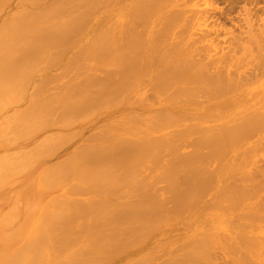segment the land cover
I'll return each mask as SVG.
<instances>
[{"label":"bare ground","instance_id":"obj_1","mask_svg":"<svg viewBox=\"0 0 264 264\" xmlns=\"http://www.w3.org/2000/svg\"><path fill=\"white\" fill-rule=\"evenodd\" d=\"M212 1L0 0V112L18 108L0 123V182L30 178L0 206L33 214L20 264H214L215 228L180 236L174 221L203 195L215 227L212 211L255 207L218 238L264 264V0ZM184 17L205 31L185 34Z\"/></svg>","mask_w":264,"mask_h":264},{"label":"rangeland","instance_id":"obj_2","mask_svg":"<svg viewBox=\"0 0 264 264\" xmlns=\"http://www.w3.org/2000/svg\"><path fill=\"white\" fill-rule=\"evenodd\" d=\"M208 1H211V0H208ZM214 1V2H213ZM212 2L213 3H215V5L217 4L218 5V3L220 2V0H219V2H218V0H213ZM215 1H217V2H215ZM220 4H222V6H223V3H221L220 2ZM214 4H213V6H215ZM219 6H221V5H218V7ZM103 14L104 13H98V15H99V18L100 17H102L103 16ZM97 18V17H96ZM94 18V22L93 21H90V24H89V28H88V34H86V35H89V33H92V32H95V30H97V28H98V20H99V18ZM198 21H200V20H198ZM97 22V23H96ZM196 22H197V20H196ZM94 23H96V24H94ZM182 23H183V25H181V29H183L184 30V33L185 34H190V33H192V32H197L196 34H195V36L197 35V34H199L198 32H201L200 30L201 29H203L202 31H205V28H204V26L203 25H196L193 21H191L189 18H185L184 17V20L182 21ZM94 24V25H93ZM226 24V23H225ZM97 26V27H93V26ZM198 26V27H197ZM90 27H92V28H90ZM199 28H201V29H199ZM93 30V31H92ZM127 31H125V33H126ZM129 32V31H128ZM127 32V33H128ZM124 33V34H125ZM92 35V34H91ZM122 36H123V34H122ZM125 37H127V36H125ZM124 39V38H123ZM122 39V40H123ZM204 41V40H203ZM203 41H201V42H203ZM200 41H199V43H201ZM208 42V41H207ZM207 42H206V40H205V43L204 44H202V45H207ZM199 43H197V44H199ZM209 43V42H208ZM196 44V45H197ZM201 45V44H200ZM199 45V46H200ZM201 45V46H202ZM68 57H70L69 55L67 56V58ZM66 58V60H68ZM65 59H64V61H66ZM59 67V66H58ZM58 67H57V69H56V67L53 69L52 68V70H46V71H43L42 72V74H37L36 76H37V79H43L44 78V75H43V73L45 74V75H50V74H55L56 75V71L55 70H57V71H59L58 70ZM53 70H54V73H52L53 72ZM60 72V71H59ZM58 74V73H57ZM40 77H39V76ZM47 75V76H48ZM35 76V77H36ZM39 77V78H38ZM27 91V90H26ZM146 91H151V90H146ZM149 93H151V92H149ZM148 93V94H149ZM144 94H145V96L147 95V92L145 93L144 92ZM150 95V94H149ZM151 96H152V93H151ZM147 97V96H146ZM149 98H150V96H148ZM148 98V99H149ZM152 100V104L154 105H156V100L154 101V99H153V97L151 98ZM149 101V100H148ZM155 102V103H154ZM7 103V102H6ZM10 103V104H9ZM149 103H150V101H149ZM8 104H9V106H8V109H7V112L8 113H10V117H6L5 115L6 114H8L7 112L5 113L4 111H2V112H0V123L4 120V117L5 118H7L6 120H7V122H12L13 120L15 121V117H16V115H15V113H16V111L18 110V108H16V106L14 105V104H17L16 102H9L8 101ZM13 104V105H12ZM207 103L205 102H203L202 104H200L199 105V108H200V106H204V105H206ZM195 107H198V106H195ZM11 109V110H10ZM12 109H14V110H12ZM6 110V109H5ZM11 111V112H10ZM13 111V112H12ZM9 115V114H8ZM7 115V116H8ZM15 115V116H14ZM14 118V119H13ZM13 121V122H14ZM5 123V122H4ZM3 124V123H2ZM1 126V125H0ZM6 150V152H12V150H7V149H5ZM259 163V165H261V162H258ZM206 165H207V167L206 168H208V162L206 163ZM182 167H186V166H180V168H179V165H178V169L180 170V169H182V170H180V172L182 173V175H183V170L184 171H186L187 170V168H182ZM179 172V173H180ZM181 173H180V176H181ZM29 173L28 172H25V173H23L22 174V176H20L19 177V180L15 177V176H13V173H8L7 174V178H6V181L4 182H0V192H1V194H10V193H12L13 191H15V190H19V189H22L23 188V186L26 184V182H28V181H30V178H29ZM179 174L177 173V176H178ZM28 177V178H27ZM178 178V177H177ZM180 178H181V181H179L180 180ZM219 178V177H218ZM216 176H214L212 179L214 180V179H216V182H215V180L214 181H211L212 183H211V185H214L215 187L214 188H212V190L213 191H216V190H218V187L220 188L219 189V191L222 189V191H224L225 193H226V191H227V194L226 195H229L230 193H232V191L231 190H233L234 189V186H232L231 187V185H232V183H230L229 185L230 186H228V181L229 180H226L227 181V183H226V181L223 183V185L222 186H220V182H223L224 181V179H222L221 178V180L220 179H218ZM16 179H17V181H16ZM28 179V180H27ZM211 179V180H212ZM27 180V181H26ZM219 180V181H218ZM178 181V183L180 182V184H181V186H182V184L184 185L185 183H182V176L181 177H179V179L177 180ZM177 181L175 180V182H176V184H177ZM175 182H174V186L176 185L175 184ZM219 183V185H218V183ZM230 182V181H229ZM234 182H235V180H234ZM233 182V183H234ZM249 182V181H248ZM248 182H246L245 181V183H244V181H243V183L245 184V186H252V182H249L250 184H246V183H248ZM217 183V184H216ZM243 183H241V182H238V185L240 184V185H243ZM180 184H179V187H180ZM234 184H237V183H234ZM186 185V184H185ZM184 185V186H185ZM217 185V186H216ZM170 186V185H169ZM178 185H176L175 186V188L177 187ZM183 186V187H184ZM224 186H225V188H224ZM228 186V187H227ZM237 186V185H236ZM244 186V185H243ZM182 187V188H183ZM212 187V186H211ZM217 187V188H216ZM239 187V186H238ZM185 188V187H184ZM251 188V187H250ZM169 188H167V190H168ZM226 190V191H225ZM221 191V193H224V192H222ZM218 192V191H217ZM167 193H168V191H167ZM220 193V194H221ZM230 196V195H229ZM203 197V198H202ZM201 198H200V202L198 203V201L199 200H197V207H196V209H195V205L193 206V208H191V211H189V209H186L187 211H189V215H188V213H187V211H186V213L184 214V212L185 211H183L182 212V215L183 216H181V217H179V218H177L176 220H174V221H176V224L178 225V226H180L179 227V229H178V231H180V233L178 232V234L181 236L184 232H187V230H191V228H192V230H194V227H195V229L196 228H198V226H199V229L198 230H200V231H203V232H208L207 230H206V228H209V227H211L212 226V228L214 227L215 228V232H217V234L215 233V232H213V233H215V236L217 235V239H218V242L220 243V242H222V243H220V244H215L216 246H215V248H212V247H214V246H212L211 248L213 249V251L211 250V248H210V250H211V252L213 253H210V254H212L211 255V259H212V261H213V263L214 264H237V262H238V264H240L239 262H240V259L238 260V258H236V257H234L235 255H237L236 253H233L232 251H229V253L225 250V244H227V243H229V242H232L233 240V237L232 238H230L231 236H228L231 232H233L234 234H232V236L234 235V237H235V234L236 233H238V232H240V230H241V228L242 227H244L245 226V224L247 223V220H250V219H248V218H246V215L245 214H247V217L249 216V214L248 213H250V214H253V213H251V212H249L248 210L250 209L251 211L253 210H255V207H254V209H252V208H248V210H246V211H248V213L245 211V214H243V211L244 210H242V209H244V208H242L241 209V211H242V214H243V216L247 219H245L244 217V220H246V222L243 220L242 221V214L240 213V214H238L237 213V209H235V210H232V211H229V212H221V214H219V210H214V211H212V213L214 214V215H216L217 216V211H218V217H216V218H214V220L216 219V222L215 223H217L218 224V222H219V224H218V226L216 225V227H215V225L213 226V225H211L212 223H211V221H210V224L208 223V221L210 220L209 218L208 219H204L205 218V216H207L208 215V217H209V215L210 214H207V212L208 211H210L211 212V210H208V209H206V214L207 215H203V214H205V212H202V213H200V211L199 210H201L202 208L200 207L201 205H202V207L203 208H205L206 207V205L207 204H205V205H203L201 202H203L204 201V199L205 198H208L209 197V195H207V196H205L204 197V195L202 196ZM254 198H252L251 200H253ZM256 199V198H255ZM5 200H7L6 199V197H5ZM203 200V201H202ZM210 200V199H209ZM208 199L207 200H205L204 202H208L209 201ZM257 200V199H256ZM15 202V203H14ZM253 202H254V204H255V202L256 201H254L253 200ZM65 204V202H63V201H61V203H60V205H64ZM210 203V202H209ZM18 206H17V205ZM194 204H196V203H194ZM60 205H58V206H60ZM256 205V204H255ZM16 206V207H15ZM1 207V206H0ZM15 207V208H14ZM27 207H30V208H32V206H31V204L29 205L28 204V200H26V201H19V200H17L16 201V199L13 201V202H6V203H3V207H1L0 208V262L1 261H3L2 263H0V264H20V262H21V258H22V255H21V253H20V255H19V253H17V251L20 249V247L22 246V244L23 243H25L27 240H26V236H27V234H28V232H26V225L28 226V224H30L31 223V221H32V217H33V214L32 213H28V211L26 210V208ZM56 207V206H55ZM62 207H64V206H62ZM243 207H245V206H243ZM54 208V207H53ZM61 208V207H60ZM199 208V209H198ZM246 208V207H245ZM15 209V210H14ZM17 209V210H16ZM58 209H59V207H58ZM204 210V209H203ZM238 210H240V208L238 209ZM14 211V212H13ZM55 211H57V209H55ZM205 211V210H204ZM215 211H216V213H215ZM235 211V212H234ZM259 211V210H258ZM13 212V213H12ZM54 212V210L52 211V212H50L51 214ZM196 212H199L201 215H196L197 213ZM240 212V211H239ZM262 212V211H261ZM50 213H48L47 214V216H49V217H53L54 215H55V213L56 212H54L53 214L54 215H52V216H50ZM193 213H196L195 214V216L194 217H192V218H188V217H186V216H190L191 214H193ZM209 213V212H208ZM255 213L257 214V209H256V211H255ZM259 213H260V211H259ZM57 214V213H56ZM237 214V215H236ZM264 215V213H260V215ZM26 215V216H25ZM30 215L32 216V217H30ZM212 215V214H211ZM259 215V214H258ZM261 215V216H262ZM13 216V218L14 219H12L11 217ZM55 216H57V215H55ZM200 217V218H197V217ZM204 217L203 219H201V217ZM227 216V217H226ZM228 216L230 217L229 219H228ZM239 216L241 217V218H239ZM211 217V216H210ZM215 217V216H214ZM224 217V218H223ZM226 217V218H225ZM31 220H30V219ZM184 218V219H183ZM186 218V219H185ZM187 218H188V220H187ZM207 218V217H206ZM29 221H28V220ZM35 219L36 220H34V222L36 223V221H38V218L35 216ZM41 219V218H40ZM180 219V220H179ZM200 219L202 220L200 223L202 224L201 226H202V228H200L201 226H200V223H198L199 221H200ZM223 219V220H222ZM225 219H226V221H225ZM228 219V220H227ZM237 219V220H236ZM262 219H264V217H262ZM182 220V221H181ZM192 220V221H191ZM197 222V223H195L194 224V222L195 221ZM212 220V219H211ZM230 220V221H229ZM16 221V222H15ZM183 221H186L185 223L183 222ZM194 221V222H193ZM205 221V222H204ZM222 221V222H221ZM224 221V222H223ZM258 221V220H257ZM256 221V222H257ZM28 222V223H27ZM232 222V223H231ZM237 223V225H236V223ZM239 222H241V223H239ZM250 222V221H249ZM247 223V224H250V223ZM252 222V221H251ZM255 222V220H254V222L253 223H256ZM258 222H260L261 224H260V226H262V224H264V221H262L261 222V220L260 221H258ZM258 222H257V224H255V225H258ZM26 223V224H25ZM181 223V224H180ZM184 223V224H183ZM189 223H190V226H189ZM214 222H213V224H215ZM224 223V224H223ZM243 223H244V225H243ZM253 223H251V224H253ZM13 224V225H12ZM22 224H24L23 225V227H22ZM185 224H186V226H185ZM193 224H194V226H193ZM228 224V225H227ZM8 225L10 226L11 225V227H8ZM184 225V226H183ZM234 225V226H233ZM236 225V226H235ZM243 225V226H242ZM254 225V224H253ZM16 226H18V227H16ZM183 226V227H182ZM187 226H188V228H187ZM203 226H209V227H206V228H204L203 229ZM231 226H233V227H231ZM8 227V228H7ZM25 230H23L22 228ZM182 227V228H181ZM230 227V228H229ZM6 228V229H5ZM12 228H14V230L12 229ZM190 228V229H189ZM213 228V229H214ZM233 228V229H232ZM245 228V227H244ZM10 229H12L11 231H10ZM21 229V230H20ZM203 229V230H202ZM213 229H211V230H213ZM219 229V230H218ZM237 229L239 230V231H237ZM243 229V228H242ZM182 230H184L183 232H182ZM205 230V231H204ZM218 230V231H217ZM232 230V231H231ZM245 230V229H244ZM24 231V232H23ZM214 231V230H213ZM229 231V232H228ZM24 233V235H23V233ZM236 232V233H235ZM8 233V234H7ZM223 233H228L226 236L227 237H229V239L228 238H226V236H224L225 234H223ZM7 234V235H6ZM185 234V233H184ZM257 234V233H256ZM18 235V236H17ZM219 235V236H218ZM221 235L225 238V240H226V242L229 240V242H227V243H225V241H223L224 239H223V237H221ZM15 236V237H14ZM156 237L157 236H155V235H151L149 238H148V240L143 244L142 243V245L141 246H143V249H145L146 248V250H152V249H150V246H151V248H153L154 247V245H155V240H156ZM218 237H220V238H222L223 240L221 241V239H219ZM19 238V239H18ZM22 240V241H21ZM230 240H232V241H230ZM152 241H154V245H153V243H152ZM217 242V241H216ZM217 242V243H218ZM14 243H16V244H14ZM225 243V244H224ZM9 244V245H8ZM152 244V245H151ZM222 244V246L224 247V248H222V246H220ZM8 246H9V248H8ZM11 246V247H10ZM217 246H219V247H217ZM148 248V249H147ZM220 248H222V249H220ZM42 248H40V250H41ZM224 249V250H223ZM210 250L208 251V253L210 252ZM216 251V252H215ZM18 256H17V255ZM210 254H209V256H210ZM235 254V255H234ZM16 255V256H15ZM234 255V256H233ZM14 256V257H13ZM137 256V255H136ZM17 257V258H16ZM19 257V258H18ZM14 258V259H13ZM236 260H235V259ZM13 260V261H12ZM14 260H16L15 262H14ZM238 260V261H237ZM13 263H12V262ZM234 261V262H233ZM122 262V261H121ZM107 264H115V262H109V263H107ZM121 264H124V263H121Z\"/></svg>","mask_w":264,"mask_h":264}]
</instances>
